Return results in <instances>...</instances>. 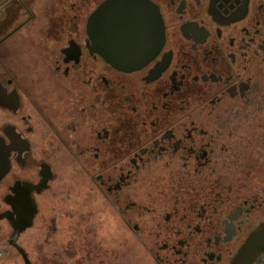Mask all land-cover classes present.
I'll return each mask as SVG.
<instances>
[{
    "label": "flooded vegetation",
    "instance_id": "flooded-vegetation-1",
    "mask_svg": "<svg viewBox=\"0 0 264 264\" xmlns=\"http://www.w3.org/2000/svg\"><path fill=\"white\" fill-rule=\"evenodd\" d=\"M107 1L0 6V264H128L140 246L264 264V0H145L164 36L129 68L92 30ZM92 200L125 235L65 238Z\"/></svg>",
    "mask_w": 264,
    "mask_h": 264
},
{
    "label": "water",
    "instance_id": "water-1",
    "mask_svg": "<svg viewBox=\"0 0 264 264\" xmlns=\"http://www.w3.org/2000/svg\"><path fill=\"white\" fill-rule=\"evenodd\" d=\"M7 1L0 0V6ZM149 12L152 13L149 20L142 18ZM153 13L154 7L145 0H110L95 11L90 20L92 30L100 36L101 27V36L106 37L102 47L106 46L110 63L129 68L145 61L158 48L164 34L162 21ZM144 22L149 25L146 27ZM8 169V161L3 157L0 159V180Z\"/></svg>",
    "mask_w": 264,
    "mask_h": 264
},
{
    "label": "rangeland",
    "instance_id": "rangeland-1",
    "mask_svg": "<svg viewBox=\"0 0 264 264\" xmlns=\"http://www.w3.org/2000/svg\"><path fill=\"white\" fill-rule=\"evenodd\" d=\"M78 184H80V180L77 181ZM78 189V186H76L75 191ZM96 192V191H95ZM92 199H96L99 197L98 193L94 194V190L92 193ZM80 198H83V195H80ZM94 202L99 203L100 201H94L92 200L91 207L96 208L90 215L87 213H81V214H76L75 216V221L74 219L71 220L69 219L68 216H65L64 219L61 221L62 228L64 230L73 227V222L74 224L76 223V228L79 229L80 231L83 229H90L92 230V234L90 236L91 242L96 243L105 236L107 232L105 230L109 229H114V228H122L123 229V234L125 235L126 233V226L122 225L121 221L119 218L116 216H109L107 213V210L103 208L101 205H96ZM82 208L88 207L87 204H81ZM98 207V209H97ZM64 209H66L64 207ZM63 209V210H64ZM79 215H81V218H79ZM148 221V220H147ZM146 220H143L141 222V226L144 228H151L152 223L147 222ZM65 238H70L67 232H62ZM99 240V241H98ZM100 244V242L98 243ZM133 259L136 262V264H156L153 259L148 255V253L145 251L144 248L141 246L139 247L138 251H135L132 253ZM134 262V263H135ZM128 264H134L132 258L129 259L127 262ZM103 264H106V261L103 262Z\"/></svg>",
    "mask_w": 264,
    "mask_h": 264
}]
</instances>
